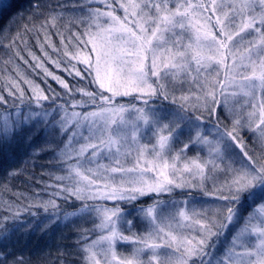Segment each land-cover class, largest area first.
I'll list each match as a JSON object with an SVG mask.
<instances>
[{
    "label": "snow or ice",
    "instance_id": "obj_1",
    "mask_svg": "<svg viewBox=\"0 0 264 264\" xmlns=\"http://www.w3.org/2000/svg\"><path fill=\"white\" fill-rule=\"evenodd\" d=\"M27 12L0 27V167L41 171L0 208V264L60 226L61 264H264V0Z\"/></svg>",
    "mask_w": 264,
    "mask_h": 264
},
{
    "label": "trees",
    "instance_id": "obj_2",
    "mask_svg": "<svg viewBox=\"0 0 264 264\" xmlns=\"http://www.w3.org/2000/svg\"><path fill=\"white\" fill-rule=\"evenodd\" d=\"M53 3L56 0H52ZM69 6L71 4L76 3V0H64ZM30 0H8L7 3L0 9V27H4L6 24L9 23L11 19H15L16 23L12 27V32L14 33L17 28L24 25L26 20L20 19V14L23 13L25 18L28 15V8H29ZM54 42L59 45L60 40L59 37L55 34V30H53L52 36ZM31 42L35 43V37L31 38ZM3 52V49H0V53ZM51 70H55L52 66H49ZM4 65L0 62V77L6 75L3 71ZM62 74V73H58ZM87 81L82 84H78L77 86L83 87ZM4 81L0 79V88L3 87ZM26 157L23 154H19L16 157L15 164L12 167L21 168L26 167L28 172L22 174L19 178L12 179L10 181L4 180L3 176L6 174L4 169L8 168L7 164H4L0 167V208L3 207L4 204L7 202L13 201L16 199L19 193L29 194L35 192L36 186L32 183L28 182V175L29 173H33L37 178L39 177V173L41 169L36 167L33 169L32 163L29 161L25 164ZM44 161H39L38 163H43ZM44 199L47 196L43 197ZM145 203H148L146 201ZM7 213L0 211V216L6 215ZM79 224V222H77ZM81 227H91V224H79ZM71 230V226L69 228H65L63 226L54 227L48 236L44 238V240L38 243H26L21 248L23 256L29 261V264H61V261L56 259L57 253L61 251L57 245L64 244V243H71V241L75 238L74 235H69ZM62 235H67L68 240H62ZM35 240V237H33ZM19 247V246H18ZM20 254V253H18ZM69 264H80V257L73 255L71 257L66 258Z\"/></svg>",
    "mask_w": 264,
    "mask_h": 264
},
{
    "label": "rangeland",
    "instance_id": "obj_3",
    "mask_svg": "<svg viewBox=\"0 0 264 264\" xmlns=\"http://www.w3.org/2000/svg\"><path fill=\"white\" fill-rule=\"evenodd\" d=\"M8 0H0V9L7 3ZM76 2H78V0H76ZM54 68V67H52ZM51 70V69H50ZM56 70V69H55ZM194 153L193 152H189L188 155L191 156L193 155ZM211 186H209L210 188ZM197 199H200V200H208L210 201L211 198L210 197H202V196H198ZM118 251L122 252L123 254L127 255L131 252V248L130 247H125V248H120L118 249Z\"/></svg>",
    "mask_w": 264,
    "mask_h": 264
}]
</instances>
